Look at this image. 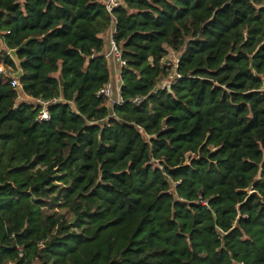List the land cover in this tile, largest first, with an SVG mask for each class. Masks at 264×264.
Here are the masks:
<instances>
[{"label":"trees","instance_id":"trees-1","mask_svg":"<svg viewBox=\"0 0 264 264\" xmlns=\"http://www.w3.org/2000/svg\"><path fill=\"white\" fill-rule=\"evenodd\" d=\"M114 15L121 104L104 0H0V264H264V0ZM28 97L61 100L37 122Z\"/></svg>","mask_w":264,"mask_h":264},{"label":"built area","instance_id":"built-area-1","mask_svg":"<svg viewBox=\"0 0 264 264\" xmlns=\"http://www.w3.org/2000/svg\"><path fill=\"white\" fill-rule=\"evenodd\" d=\"M120 5L118 0H104V7L108 14L111 17L110 25L107 29L109 31V52L105 56L107 61H109L108 69L110 72L109 81L101 87L97 92V97H103L108 99L111 104H121L122 100L120 98V91L122 87V81L120 77L121 69L125 66L126 61L122 58L121 50L116 45L114 40V35L116 33V18L114 15V9ZM178 58L174 64V69L168 74L166 78L161 80L157 87L152 91L155 93L161 89H169L170 86L177 80L181 78V75L176 72ZM0 74L5 78L9 79L10 85L14 88H20L21 85L19 83V79L12 78L11 73H9L6 67L0 64ZM113 75V78L111 77ZM116 95L114 98L113 96ZM61 99L53 97L51 99H44L42 97H28L27 101L30 104H33L36 109L35 120L37 122H47L50 120V106L54 103L59 102ZM142 100V98H135L133 100L134 103H138ZM251 191V190H250ZM200 203L207 205V202L201 201Z\"/></svg>","mask_w":264,"mask_h":264},{"label":"water","instance_id":"water-1","mask_svg":"<svg viewBox=\"0 0 264 264\" xmlns=\"http://www.w3.org/2000/svg\"><path fill=\"white\" fill-rule=\"evenodd\" d=\"M33 38L32 37H29L28 39H26L20 46H18L17 48L15 49H8L7 51V54L9 55V57L11 58V60L14 62L15 66L18 67L19 64H20V60L18 59L17 57V51L19 49H22L25 47V45L31 41ZM22 76V71L21 69H17L16 71H14L12 74H11V77L12 78H16V79H20ZM59 79V84L60 86L63 85V80L61 77L58 78Z\"/></svg>","mask_w":264,"mask_h":264},{"label":"rangeland","instance_id":"rangeland-1","mask_svg":"<svg viewBox=\"0 0 264 264\" xmlns=\"http://www.w3.org/2000/svg\"><path fill=\"white\" fill-rule=\"evenodd\" d=\"M177 56L169 52L168 55L162 60V63L167 67L168 73L174 69Z\"/></svg>","mask_w":264,"mask_h":264},{"label":"crops","instance_id":"crops-1","mask_svg":"<svg viewBox=\"0 0 264 264\" xmlns=\"http://www.w3.org/2000/svg\"><path fill=\"white\" fill-rule=\"evenodd\" d=\"M119 1V3H120V1L121 0H118ZM108 36H109V31H107L106 30V32L103 34V41H104V47H103V49H102V53L106 56L107 54H108V52H109V38H108ZM172 53V52H171ZM106 61H107V59H106ZM109 61H107V64L109 65V63H108ZM111 77L113 78V75H111ZM114 98L116 97V95H114L113 96Z\"/></svg>","mask_w":264,"mask_h":264}]
</instances>
